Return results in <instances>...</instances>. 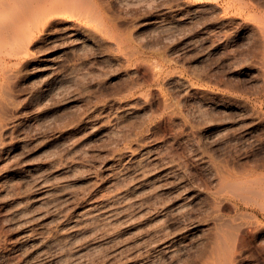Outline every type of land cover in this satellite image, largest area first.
Returning <instances> with one entry per match:
<instances>
[{
	"label": "rangeland",
	"instance_id": "rangeland-1",
	"mask_svg": "<svg viewBox=\"0 0 264 264\" xmlns=\"http://www.w3.org/2000/svg\"><path fill=\"white\" fill-rule=\"evenodd\" d=\"M255 1L257 5V0ZM214 3V0H194L189 7H203L206 9L205 14L208 13L209 5ZM218 3L223 4L224 1ZM158 9L151 12L142 8L129 10L126 14L118 15L117 24L121 31L131 36L133 43H144L147 38L154 39L156 36L157 32L155 33L153 27L157 24ZM219 15L206 20L203 25L216 32L218 27L223 28L225 23H229L226 29L230 33H238L247 27L239 15ZM198 29L199 27L194 26L164 33L166 37L158 40L161 46L154 44L151 48H160L169 58H174L171 69L175 73L177 71L176 74L186 81H194L191 71L198 72L196 69L201 70L204 67L212 72L217 71L220 76L228 77L225 80H230V89L206 80L191 84L190 93H196L195 99L200 95L206 102L218 100L220 103L239 102V105L248 106L256 103L259 89L257 83L247 80L243 74L238 76L236 73L225 72L228 65L225 56L218 57V54H214L206 58L201 47L190 48L192 37ZM238 45L236 48L240 50L246 46L244 40H239ZM45 47L46 43L40 42L31 46V58H45ZM79 62L72 64L66 61L55 67H47L46 82L71 67L78 76L84 77V81L78 88H67L60 104L48 100L43 108H35L29 98L30 93H36L40 87L35 80L41 78L42 70L38 68H43L44 62L33 66L26 61L22 65L20 90L15 91L17 95L13 101L3 105L0 111L6 121L17 118L22 125L19 138L10 139L7 133L1 147L0 177L4 180L10 178L13 189L1 190L0 264H40V261H50L52 264H169L170 260L163 259L156 252L157 247L153 244L155 238L152 239L151 234L168 228L176 236L175 239H178L177 243L184 242L181 238V227L186 225L190 231V208L185 214L171 215L167 221H156L151 216L139 215L138 207L141 206V209L142 205L143 208L152 205L154 198L155 202H162L166 198V193L158 190L134 200L132 210L128 209L125 219L110 229L100 226L92 232L81 234L67 244L65 249L47 248L58 236L73 232V220L77 212L91 198L97 199L112 193L111 177L121 184L120 190H129V185L123 184V181L126 183L123 178L126 174L121 168L123 162L119 163L118 158V153L126 149L122 144L114 148L115 141L97 137L98 132L109 126L116 129L117 117L126 107L134 121V128L140 126L143 132L138 141L134 140L125 145H130L131 149L137 148L140 141L145 139V144H142L144 148L156 145L162 157L179 168L189 187L190 182L193 183L197 177L208 186L205 191H212L218 186V177L223 174V170L245 173L244 169L250 163L264 156V116L248 111L249 109L215 112L210 108L196 110L192 107H185L187 111H184V107H181L184 121L175 120L171 124L152 122L150 129L146 130V117L160 113L159 104L154 99L158 92L153 91L152 95H147L148 101L144 104L137 96L139 90L130 94H124L125 91L123 93L134 72L130 66L120 67L104 61L101 57L95 59L94 65ZM35 84L37 87H33ZM164 85H160L164 98L173 103L181 101L182 93H178L174 85ZM82 113L94 116L92 120L76 122ZM92 123H95V130L90 132ZM117 127L119 128L118 125ZM56 137H67L69 143L62 148L55 147L53 141ZM7 146H13L14 149L9 151ZM112 150L117 151L115 155H110ZM133 152L138 155L139 149ZM7 160H11V171L7 168ZM112 162L115 164L111 165L113 175L109 176L106 169L111 167L109 165ZM38 176L43 177V188L34 183ZM52 185L64 189L69 195L49 193L44 201L39 199L40 192ZM197 201L193 204L197 209L212 208L209 202L202 199L201 202ZM26 202L28 214L21 216L20 212L25 209ZM229 204V199L221 201L223 208L229 207ZM226 213L233 212L227 208ZM211 220L212 217L202 220L198 222V226L204 228ZM208 236L211 235L205 233L200 239L206 240ZM108 237L112 239L108 240ZM197 247L195 243L190 250V242L186 246H179L172 264L193 263L195 260L190 262V255ZM207 260L210 261L211 258Z\"/></svg>",
	"mask_w": 264,
	"mask_h": 264
},
{
	"label": "bare ground",
	"instance_id": "bare-ground-1",
	"mask_svg": "<svg viewBox=\"0 0 264 264\" xmlns=\"http://www.w3.org/2000/svg\"><path fill=\"white\" fill-rule=\"evenodd\" d=\"M192 1L194 0H0V111L3 105L13 101L17 95L15 91L20 90L22 65L26 61L33 66L44 62L43 68H38L42 70L41 78L35 80L40 87L34 94L29 92L31 104L35 108H43L48 100L60 104L67 88H78L84 81V77L78 76L76 70L71 67L46 82L47 67H55L66 61L72 64L80 61V64L94 65L95 59L101 57L106 62L125 68L130 66L133 69V75L129 76V83L123 89L124 94L139 90L137 96L146 104L147 95H152L153 91L158 92L154 99L159 104L160 113L146 117V130L150 129L152 122L171 124L175 120L184 121L181 107H184V111L192 107L196 110L210 108L215 112L249 109L248 111L264 116V0H257V5L255 0H214L216 3L209 5L208 13L205 14L206 9L203 7H189ZM219 1L224 3L219 4ZM140 8L149 12L159 8L156 12L157 24L153 27L157 33L154 39L145 38L144 43L135 44L127 32L121 31L117 19L120 14ZM234 14L242 17L243 24L247 26L238 33L227 31L226 26L229 23H225L223 28L218 27L216 32L203 25L206 20L216 18L217 15L222 17ZM194 26L199 27V31L192 37L190 48L201 47L206 58L214 54H218V57L225 56L228 64L225 72L236 73L238 76L243 74L247 80L257 83L259 89L256 103L248 106L239 105V102H206L200 95L195 99L196 93H190L191 84L206 80L230 89V80H225L224 78L228 77H222L217 71L212 72L208 67H204L201 70L196 69L198 72L191 71L194 81H186L176 74L177 71L175 73V70L171 69L174 58H169L163 50H159L160 48H151L154 44L160 45L158 40L166 37L164 33ZM239 40H244L246 44L241 50L236 48L239 46ZM37 42L46 43L45 58H31V46ZM164 84L174 85L178 93H182L181 101L173 103L164 98L161 94L163 88L160 86ZM143 86L146 88L143 89ZM33 87H37V84ZM128 113L129 109L125 107L117 117L120 129L117 125L116 129L109 126L99 131L97 137L113 139L114 148L122 144L126 149L118 153V158L119 163L123 162L121 168L127 176H123L126 179L123 184L129 185V193L120 190L121 184L111 177L112 193L97 199L91 198L77 212L73 220V232L58 236L47 248L65 249L67 244L81 234L92 232L100 226L110 229L125 219L128 209L132 210L134 200L158 190L166 193V198L162 202H155L154 198L152 205L146 208L142 205L141 209V206L138 207L139 215L151 216V219L156 221H167L171 215L185 214L190 208V231L186 225L181 227V238L184 242L177 243L178 239H175L176 236L172 235L168 228L156 230L151 234V238H155L153 244L157 247L156 252L163 259L170 260L169 264H172L178 247L186 246L189 242L190 250L195 243L198 246L190 255V262L195 260L191 264H264V156L250 163L251 165L244 169L245 173L223 170V174L218 177V186L212 191H205L208 186L197 177L193 183L190 182L189 187L179 168L172 161L162 157L156 145L144 148L142 144H145V139L140 141L137 148L131 149L130 145H125L134 140L138 141L143 132L140 126L134 128V121ZM93 116L82 113L76 122L92 120ZM94 125L95 123L90 125V132L95 130ZM21 130V120L15 118L6 121V118L0 115V154L4 135L9 133L10 139H17ZM68 141L67 137H56L53 146L62 148ZM6 149L11 151L14 147L7 146ZM138 149L139 154L136 155L137 152L133 151ZM116 152L112 150L110 155H115ZM10 161L7 160L9 171L13 168L12 164H9ZM112 164L114 162L109 166ZM106 170L109 176L113 175V166ZM34 183L43 186V177H36ZM3 188L13 189L10 178L4 180L0 177V196ZM49 193L69 195L64 189L52 185L40 192L39 199L44 201ZM201 199L209 202V205L211 203L212 208L197 209L193 204L198 202L197 200L201 202ZM223 199H229V207L221 206ZM26 204L25 209L20 212L21 216L28 214V203ZM227 208L233 213H226ZM209 217H212L211 222L200 228L198 222ZM205 233L211 236L201 240ZM189 236L190 239H187ZM109 239L112 238L108 237ZM207 258L211 260L208 261ZM1 259L0 253V262ZM40 264L52 263L40 261Z\"/></svg>",
	"mask_w": 264,
	"mask_h": 264
}]
</instances>
